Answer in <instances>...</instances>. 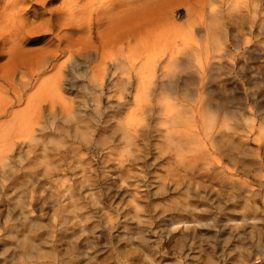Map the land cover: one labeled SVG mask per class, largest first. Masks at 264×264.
<instances>
[{
    "label": "rangeland",
    "instance_id": "rangeland-1",
    "mask_svg": "<svg viewBox=\"0 0 264 264\" xmlns=\"http://www.w3.org/2000/svg\"><path fill=\"white\" fill-rule=\"evenodd\" d=\"M127 1L101 0L99 4L94 1L95 3L88 5V9L93 7L94 11L90 12V16L105 20L108 14L98 13L100 8L116 7L114 10L117 12L122 8V3ZM130 1L134 23L144 15L150 31L157 29L154 33L162 32L157 33L160 36H151L154 44L163 45L167 42L168 44H164L169 48L171 45L168 41L172 37L168 38V34L173 35L174 32L172 29L167 31L164 25L180 27L181 31H177L180 37L177 38L188 44L177 39L179 46L186 52L178 61L187 60L188 66L184 70L175 63L166 62V58L162 57L161 67L166 72L174 70L183 77L191 73L194 70L190 67L191 63L196 64L195 59H201L206 48L214 53V63H222L205 71V74L211 75V79L207 78L206 85L214 89L208 96L211 107L204 112L206 115L211 114L216 122L213 129L218 149L216 152L210 149L214 160L209 164L199 156L197 161L185 167L180 164L173 166L171 157H166V148L162 146L163 137H173L172 132L165 131L164 115L157 107L142 114H129L139 104L134 100L136 94H145L155 104L157 98L162 96L159 87L146 92L136 88L139 75L153 73L151 66L159 57V49L150 42L151 50L145 55L134 44L128 65L122 68L121 55L116 57V61L113 59L106 62L107 70L113 72L115 77L131 75L132 83L125 86L111 85V77H104L105 88L101 92L103 99L100 109L91 102L86 106H79L81 116L89 119V123L87 120L85 122L86 128L91 122L95 125V130L89 134L91 142L80 144L81 153L88 160L87 164H83L85 170L71 165L62 175L68 179L67 182L59 181L57 177L61 176L53 173L38 174L36 181L23 185L20 193L13 199L0 201V264H64L65 261L66 264H264V0H210L209 4L205 3L197 11L193 23L198 28L193 34L188 31L191 21L186 10L187 7L194 6L193 0ZM58 2L59 0H53L52 4ZM87 4L84 8L85 16L88 15ZM33 7L32 4L31 8ZM1 18L5 19V16ZM158 27H163V31H166L163 32ZM179 31L185 36H181ZM154 33L150 32L151 35ZM42 38L46 37L35 35L32 38L31 35L28 40L23 41V45L26 49H38L43 44ZM82 47L80 56L85 51L84 43ZM50 48L52 49L51 45ZM69 48L75 50L76 45H69ZM188 51L191 53H187ZM77 58L79 57H74ZM97 62L98 58L93 52L80 64L81 69L85 67L82 71L86 70L89 75V68ZM49 73L39 74V80ZM157 74L162 73L159 71ZM194 87L195 85L182 84L178 89L181 93L177 104L190 107L195 103ZM27 88L24 97L34 91V88L29 89V85ZM90 90L93 89L88 85L87 79L84 76L78 77L75 86L63 85L56 99L61 94L66 103L77 102ZM225 97L227 101L222 107L217 100ZM118 100L122 102L119 104ZM186 100L188 105H185ZM58 103L52 106L56 112L53 128L46 129V133L39 136L41 138L35 153L27 156L26 150L22 151L21 163L27 166L36 163L41 172L45 164L43 150L51 146V137H55V143H64L59 145V150L66 155L71 154L68 146L76 138L61 135L55 130L56 126L67 125V121L61 118ZM44 104L47 105L43 108L45 111L52 108L51 104ZM73 105L75 106L72 104L70 107L77 109ZM24 106L23 100L19 108ZM181 112L189 115L187 111ZM128 115L135 120L137 129L132 130V134L139 144L132 148L141 157L130 168L138 180L130 178L129 185L117 186L121 171L111 161L107 162V155L110 154L109 150L112 151L111 147L114 149V156L126 152L124 133L118 127V121ZM136 121L142 122L141 125ZM189 124L181 122L177 126L178 134L191 132L200 136L198 138L204 136L203 125L198 129L192 128V131L187 127ZM100 137L104 144L95 146V141ZM143 137L147 139L143 140ZM43 138L49 139V142H40ZM209 142L211 140L206 146ZM74 143L77 145L79 142ZM52 146L56 147L54 143ZM88 170L93 178L88 177ZM107 170H110L109 173H104ZM164 175L176 179L177 185L161 186V176ZM25 176L23 174L21 177L23 181ZM30 176L26 177V181ZM84 176L88 180H94L95 177L93 185L88 189L83 185L82 189H86L90 197H96L97 201H93L94 204L91 198L79 201L81 207L76 208L71 201L76 195H68L70 190L78 194L76 188L80 186ZM102 178H108V181L104 179L107 182L101 185L99 183L104 182ZM7 192H10L9 188ZM57 193L59 200H55ZM172 198L191 204L187 206V211L177 212L168 207L164 210L165 203ZM135 201L139 206L137 217ZM14 204L20 206L14 207ZM154 205L158 206L157 209ZM155 210L160 212L157 214ZM83 214L87 220L82 218L81 223L85 227L80 230L78 218ZM139 219L143 221L142 229L134 231L139 226ZM177 220H188L193 225L182 233H172ZM22 221L25 224V221H34L43 227L41 238L32 234L33 240L39 243L34 245L43 249L41 258L22 259L24 247L21 246L20 239L21 233L26 232ZM73 244L78 246L76 251L68 250Z\"/></svg>",
    "mask_w": 264,
    "mask_h": 264
},
{
    "label": "bare ground",
    "instance_id": "bare-ground-1",
    "mask_svg": "<svg viewBox=\"0 0 264 264\" xmlns=\"http://www.w3.org/2000/svg\"><path fill=\"white\" fill-rule=\"evenodd\" d=\"M52 1L53 0L0 1V201L13 199L20 193L23 185H26L27 182H35L38 174L46 175L53 173L56 174V176H61L59 178L57 177L59 181L67 182L68 179L64 178L62 175L68 171L67 169L70 168L71 165L75 168L81 167V170H85L83 164H87L88 160L82 155L80 144L84 145V143L91 142L89 134H92L91 132L95 130V125L91 122L86 128L85 125H87V123L85 122L87 120L89 123V119L81 116L82 114L78 112V109L81 110L79 106H86L88 102H91L100 109V102L103 99L101 92L105 88L103 82L104 77H111V85L119 84L125 86L132 83L133 78L131 75L115 77L113 72L107 70L106 62L112 61L113 59L116 61L121 55L122 68L128 65L132 56L131 48L134 47V44L141 53L145 52V55L148 54L147 51L151 50L150 46L152 44L156 49H159V57L153 61L151 66L153 68V73L151 75H139L136 88L137 90L146 92L148 89L153 91L159 87V93L162 94V96L158 95L159 97L155 104L154 101L149 100L145 94H136L134 100L136 104H139L135 109L130 111L129 114H142L157 107L158 111L164 115L163 118L166 123L165 131L166 133L172 132L173 137H163L162 146L166 148V157H171V164L173 166L180 164L181 167H185L197 161L199 156H202L206 163L212 164L214 157L210 149H212V152H216V149H218V145L215 143L217 138L213 129L216 127V122L213 120L211 114L206 115L204 112L211 107L208 96L214 90L210 88V86L208 87V84L206 85L207 78L209 79L211 75L205 74V71L211 69L216 64H222L221 62H213L214 53L206 48L204 51L205 55L201 59H195L196 64L191 63V66L189 65L194 68V70H192L193 72H189V74H186L184 77L174 70L166 72V70L161 67L162 61L160 62V58L162 57L163 59L166 58V62L171 64L175 63L184 68V70L188 66L186 63L187 60L182 62L178 61L179 58H182L186 53L177 42V39L181 41V38H177V36L180 37L177 32L180 30V27L168 26L165 23L166 25L164 26L167 27H165L166 30L172 29L174 34H168V36H170L168 38L172 37L170 41H168L171 46H169V48L168 45L165 47V44L168 43L164 42L165 44H161V47L160 44L157 45L156 42V44H154L151 40L157 33L159 34L162 32L158 31L154 33L157 29H151L154 33V35H151L152 33L150 34L151 31L148 28L149 23L147 21L146 24L144 15L139 17V19H141L140 21L134 23V16L131 9L132 1L130 0H126L127 2H124L125 4L122 3V8L120 10L117 9V12L114 10L116 7H111V2H113V0L110 2L111 8L106 9L99 7L100 9L98 11L100 12L98 13L103 12L102 15L108 14L105 20H102L101 17H94V15L91 17L90 12L92 13L93 7H91V10L88 9V5L90 6L96 1L99 4L101 0H93L92 2H90V0H59L58 4L55 5L52 4ZM193 2L195 3L194 6L187 7L186 9L188 19L191 21V24L188 25L189 34H193L198 28L196 24L193 23L196 19L195 16L197 11L202 9L205 3L209 4L210 0H193ZM86 3H88L86 7L88 15L85 16L84 12L86 13V11H84V8ZM32 4L34 5L33 8H31ZM1 16H5V19H2ZM158 29H162L163 31L164 28L158 27ZM31 35L32 38L35 37V35L46 37L42 38L44 40L40 48L30 50L24 47L23 41L28 40ZM180 35L185 36L182 32H180ZM182 41L185 42V40ZM150 42H152V44H150ZM83 43L85 51L83 56H80L82 54ZM73 44L76 45L75 50L69 48V45ZM184 44H186V42ZM93 52H95L98 62L89 68L88 75L86 70L82 71L85 67L81 69L80 64ZM46 53L49 55H46ZM187 53H191V51ZM74 57L79 58L74 59ZM159 71L162 73L161 75L157 74ZM45 72L50 73L46 75L45 78L43 77L42 80L40 79V81L39 78L41 76L38 77L39 74H45ZM82 76L87 79L88 85L93 90L87 91L88 94L77 102L67 101L66 103V101L62 100L61 94H59L61 98L59 97L58 100L56 99L63 85H68L69 87L75 86L76 83H78V77ZM182 84L195 85L193 88L196 92V97L194 99L195 103L190 107L177 104L180 102L179 93H181L178 89H180ZM28 85L29 89L34 88V91L24 97ZM54 98L57 101H55ZM23 100L25 101V106L20 109L19 105ZM172 100L174 101L172 102ZM226 101L227 98L225 97L217 100V103L222 104V107H224ZM46 102L51 104L50 107L54 106L56 102H59L58 110H60L61 118L67 121L66 126H56L55 130L61 135L76 138L72 139V144L68 146L70 147L69 150L71 154L66 155L64 151L59 150V147L64 145V143H55V137H51V146L43 150L42 157L45 158V164L41 172L38 171L39 168L36 163L27 166L26 164H22L21 160L22 151L26 150V155L32 156L30 154H34L38 148V140L41 138L39 136L45 134L46 129L53 128L52 123L56 119V112L53 110V107L47 108L46 112L45 109H43L47 106L44 104ZM117 102L120 104L122 101L118 100ZM72 104H75L77 109L70 107ZM188 104L186 100L185 105ZM181 110L189 112V115H184ZM100 113L101 111L98 112V114ZM189 121H191L190 124ZM134 122L135 120L130 118L129 115L118 121V127L124 133L123 138L125 140L126 152H120L118 156H114V149L112 147V151H108L110 154L107 155V162L111 161L112 165L121 171V173L118 174L117 186H122L123 184L129 185L130 183H128V180H130V178L138 180V177L135 173L132 174V168H130V165L137 162V159L141 157L140 154H135L132 148L133 145L137 146L139 144L132 134V130H137ZM181 122L189 124L187 127L190 130H192V128L198 129L203 125L202 132L204 136L198 138L200 136H195L191 132H187L188 134H178L177 126ZM137 123L141 125L142 122ZM173 128L175 129L173 130ZM145 139L147 138L143 137V140ZM209 140H211V143L209 142L210 144L206 146ZM75 141L79 143L75 145ZM40 142L47 144L49 139L43 138ZM53 143L56 145L55 148L52 146ZM97 144L101 146L104 144L102 137L95 141L94 145L96 146ZM107 145H109V143ZM111 145L114 146L113 143H111ZM65 162L68 163L64 165ZM103 162H105V158H103ZM109 171L110 170H107L104 173H109ZM87 173L89 174L88 177L92 176L93 178L90 170H88ZM23 174L26 175L24 181L21 179ZM28 175L31 176L26 181ZM88 177L84 176L80 186H77L76 189L79 191L78 194L70 190V194L68 195V197L76 195L79 199L75 197V199L71 200L76 208L81 207L79 201L90 200V198L93 204V201H97V198L90 197V193L86 190L90 185L95 183V177L94 180H88ZM161 177V186L165 187L166 184L176 186L178 183L175 181L176 179H172L173 177L166 175ZM102 179L104 181V179L107 180L108 178ZM84 181L86 182L83 183ZM107 181H101L99 184L102 185V183H106ZM83 185H86L87 188L82 189ZM7 188L10 190L9 193L7 192ZM67 193H69V191ZM57 195L59 196V193L55 195V200H59ZM190 204L191 203L188 201L182 203L172 198L165 203L163 208L167 210L166 207H168L177 212L180 210L187 211V206H190ZM16 206H20V204H14V207ZM157 207V205H154L155 209H157ZM135 208V210H137L135 214L137 217L139 215L137 201H135ZM155 211L157 214L160 212L158 210ZM84 216L85 214L78 218V227L80 230H83L85 227V225L81 223L82 218L87 220ZM25 222L26 224L24 222L22 223V227L26 232L21 233L22 238L20 239V244L24 247L22 259L25 260L32 257L41 258L44 254L43 249L34 245L39 243L33 240L32 234L41 238V229L43 227L39 226L41 224L34 221ZM142 222L143 221L139 219V226L134 231L142 229ZM181 222L182 225H180ZM174 223L177 225L173 227L172 230L174 231H172V233H182L183 231L189 230L193 225L188 220H177ZM40 240L41 239H39V241ZM71 243H69L70 246ZM74 244L76 243L74 242ZM76 248H78V246L74 245L68 250L76 251ZM64 264H66V261Z\"/></svg>",
    "mask_w": 264,
    "mask_h": 264
}]
</instances>
